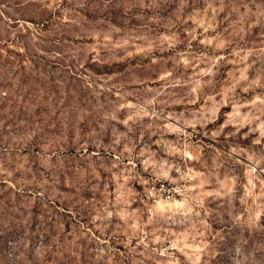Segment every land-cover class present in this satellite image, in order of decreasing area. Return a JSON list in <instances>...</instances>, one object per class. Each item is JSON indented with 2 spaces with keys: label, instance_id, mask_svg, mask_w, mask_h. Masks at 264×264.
Instances as JSON below:
<instances>
[{
  "label": "rangeland",
  "instance_id": "1",
  "mask_svg": "<svg viewBox=\"0 0 264 264\" xmlns=\"http://www.w3.org/2000/svg\"><path fill=\"white\" fill-rule=\"evenodd\" d=\"M0 264H264V0H0Z\"/></svg>",
  "mask_w": 264,
  "mask_h": 264
}]
</instances>
